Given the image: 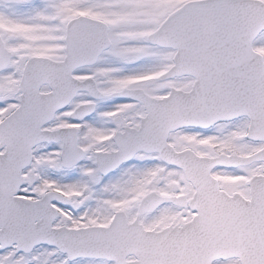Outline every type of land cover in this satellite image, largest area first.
Returning a JSON list of instances; mask_svg holds the SVG:
<instances>
[{
  "label": "snow or ice",
  "instance_id": "6c2138e0",
  "mask_svg": "<svg viewBox=\"0 0 264 264\" xmlns=\"http://www.w3.org/2000/svg\"><path fill=\"white\" fill-rule=\"evenodd\" d=\"M0 264H264V0H0Z\"/></svg>",
  "mask_w": 264,
  "mask_h": 264
}]
</instances>
